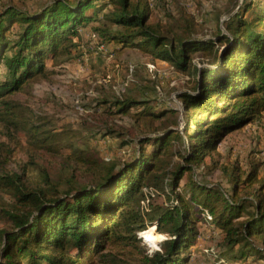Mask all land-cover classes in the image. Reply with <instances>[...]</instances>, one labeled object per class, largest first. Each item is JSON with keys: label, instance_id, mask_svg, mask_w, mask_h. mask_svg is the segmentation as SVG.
I'll use <instances>...</instances> for the list:
<instances>
[{"label": "trees", "instance_id": "16d2710c", "mask_svg": "<svg viewBox=\"0 0 264 264\" xmlns=\"http://www.w3.org/2000/svg\"><path fill=\"white\" fill-rule=\"evenodd\" d=\"M230 1L226 13L238 9L224 21L226 32L218 22L206 39L175 0L0 6V124L8 139H0V264H191L204 229L220 234L221 259L264 262L263 162L252 152L246 161L219 158L226 137L263 125L264 0ZM93 42L117 56L136 49L188 77L174 90L182 111L155 97L147 77L119 95L95 87L99 95L84 110L102 136L132 145L128 160L105 162L75 146L28 117L17 98L36 81H52ZM124 117L143 127L142 138H127ZM16 148L29 152L22 172L8 166ZM218 168L228 188L195 174ZM152 225L170 239L149 257L136 233Z\"/></svg>", "mask_w": 264, "mask_h": 264}, {"label": "rangeland", "instance_id": "374dc122", "mask_svg": "<svg viewBox=\"0 0 264 264\" xmlns=\"http://www.w3.org/2000/svg\"><path fill=\"white\" fill-rule=\"evenodd\" d=\"M9 1L20 4L30 11L38 10L43 5L52 2V0H0V6ZM175 1L195 15L199 24L198 36L205 37V39L215 35L218 22L222 30L226 32L224 21L238 9L236 8L231 14L226 13L230 0ZM242 1L239 0V4ZM160 14H162L161 11L156 12L157 17ZM81 31L85 40H88L90 30L82 29ZM102 47L96 46L95 42L86 44L84 46L85 55L82 57L84 61L81 58L61 68V72L52 81L39 80L32 83L26 91L19 93L17 98L27 108L28 117H34V121L38 123L46 122V128L70 136L75 146L87 152L96 153L105 162L117 159L124 161L133 156L132 145L122 147L121 140L111 136H102L99 133L100 125L84 110L83 104L99 95L95 87L99 85L108 92H115L119 95L136 88L135 86L140 84L141 77H147L150 79L148 84L157 87V92L153 93L155 97L165 104L178 106L182 111L183 104L177 99V91L174 90L184 87L188 77L176 70L171 63L151 61L136 49H129L123 55L117 56L110 49ZM195 62H201L199 54H196ZM119 123L129 128L130 133L127 138L135 134L142 138L140 132L143 131V127H135L129 117H124ZM5 135L6 129L0 124L2 141L8 140ZM17 137L25 146H29L28 134L20 132ZM64 150L69 152L68 149ZM250 152L256 156L257 160L263 162L261 168L263 175L264 125L262 124L248 125L244 131L226 137L220 146V163H233L237 159L246 161ZM28 160V150L16 148L8 162L9 169L22 172L20 164ZM205 171L206 169L196 170L195 174L198 179L201 178L209 183L219 182L228 188L226 177L221 169L212 170L209 175ZM34 174H37V171ZM221 239L220 234L210 233L209 230L204 229L198 247L193 248L191 264H206L204 261L211 264H239L219 257ZM144 247L147 250V247ZM250 264H264V262Z\"/></svg>", "mask_w": 264, "mask_h": 264}, {"label": "clouds", "instance_id": "9594fccd", "mask_svg": "<svg viewBox=\"0 0 264 264\" xmlns=\"http://www.w3.org/2000/svg\"><path fill=\"white\" fill-rule=\"evenodd\" d=\"M137 238L142 241V246L147 247V254L149 257L153 256L156 252H163L161 245L168 241L170 237L165 233L157 231L155 225L146 227L136 233Z\"/></svg>", "mask_w": 264, "mask_h": 264}, {"label": "built area", "instance_id": "2783aa9c", "mask_svg": "<svg viewBox=\"0 0 264 264\" xmlns=\"http://www.w3.org/2000/svg\"><path fill=\"white\" fill-rule=\"evenodd\" d=\"M263 125H264V121H263Z\"/></svg>", "mask_w": 264, "mask_h": 264}]
</instances>
